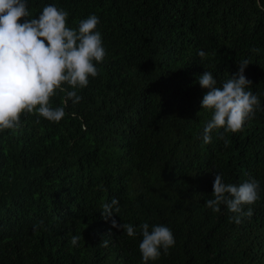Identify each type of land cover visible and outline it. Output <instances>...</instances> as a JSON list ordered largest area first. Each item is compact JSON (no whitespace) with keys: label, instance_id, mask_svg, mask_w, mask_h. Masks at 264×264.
<instances>
[{"label":"trees","instance_id":"obj_1","mask_svg":"<svg viewBox=\"0 0 264 264\" xmlns=\"http://www.w3.org/2000/svg\"><path fill=\"white\" fill-rule=\"evenodd\" d=\"M47 5L68 12L70 29L95 14L106 55L86 87L61 85L79 103L50 97L62 120L34 109L0 130V264H144L143 223L175 239L148 264H264V0H27L29 18ZM245 59L260 107L205 144L213 112L199 77L209 71L219 87ZM214 174L259 182L251 218L206 207ZM113 198L134 236L102 218Z\"/></svg>","mask_w":264,"mask_h":264},{"label":"clouds","instance_id":"obj_2","mask_svg":"<svg viewBox=\"0 0 264 264\" xmlns=\"http://www.w3.org/2000/svg\"><path fill=\"white\" fill-rule=\"evenodd\" d=\"M68 15L65 10L47 5L38 18L30 19L27 0H0V130L17 129L21 114L32 113L34 109L40 117L59 122L65 117V110L49 107L50 97L59 89L66 92V100L79 103L82 97L61 85L66 83L72 89L83 88L88 85L90 76L98 75L93 61L102 62L106 55L101 33L94 31L99 18L90 15L80 21L76 30L66 27ZM198 55L203 57L205 53L201 50ZM249 64L248 60H242L238 64L239 71L219 87L211 72L205 71L199 77L201 88L208 90L202 98L201 108L213 112L203 130L205 144L211 142L213 130L240 131L260 107L258 95L246 90L252 85L244 75ZM214 177V198L205 201L206 207L219 212L220 206L225 205L233 214L230 220L236 224L245 217L251 218V205L259 199V182L252 179L235 185L226 184L221 174H214ZM118 205L116 198L111 203H104L101 216L105 221L110 220L113 228L122 229L132 237L135 235L133 226L118 224L114 218V213L120 211ZM140 228L143 238L139 250L144 264L159 259L161 250L167 255L175 244L174 235L167 226L154 225L150 231L148 223H143ZM33 230H36L35 226ZM79 240L77 235L70 242L76 246ZM102 244L107 247L108 241L103 240Z\"/></svg>","mask_w":264,"mask_h":264}]
</instances>
